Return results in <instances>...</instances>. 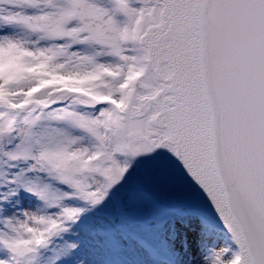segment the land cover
I'll list each match as a JSON object with an SVG mask.
<instances>
[{"label": "snow or ice", "instance_id": "1", "mask_svg": "<svg viewBox=\"0 0 264 264\" xmlns=\"http://www.w3.org/2000/svg\"><path fill=\"white\" fill-rule=\"evenodd\" d=\"M0 264H264V0H0Z\"/></svg>", "mask_w": 264, "mask_h": 264}]
</instances>
